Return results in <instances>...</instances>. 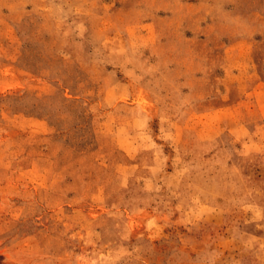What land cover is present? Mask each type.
<instances>
[{
	"label": "rangeland",
	"instance_id": "1",
	"mask_svg": "<svg viewBox=\"0 0 264 264\" xmlns=\"http://www.w3.org/2000/svg\"><path fill=\"white\" fill-rule=\"evenodd\" d=\"M0 264H264V0H0Z\"/></svg>",
	"mask_w": 264,
	"mask_h": 264
}]
</instances>
